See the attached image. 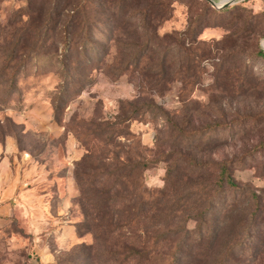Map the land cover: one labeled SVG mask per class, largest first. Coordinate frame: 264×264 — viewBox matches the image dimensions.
<instances>
[{"label": "rangeland", "instance_id": "obj_1", "mask_svg": "<svg viewBox=\"0 0 264 264\" xmlns=\"http://www.w3.org/2000/svg\"><path fill=\"white\" fill-rule=\"evenodd\" d=\"M163 1L164 19L144 21L135 0H0V55L20 38L21 67L0 104V264H160L196 227L194 183L213 188L223 161L259 196L235 220L264 262V235L251 241L264 228V0L225 13ZM73 13L97 22L95 49L62 62ZM180 37L198 40L199 67L184 68Z\"/></svg>", "mask_w": 264, "mask_h": 264}, {"label": "trees", "instance_id": "obj_2", "mask_svg": "<svg viewBox=\"0 0 264 264\" xmlns=\"http://www.w3.org/2000/svg\"><path fill=\"white\" fill-rule=\"evenodd\" d=\"M123 1V0H121ZM163 0H135V8L141 10V14L144 17V21L147 20V17L151 14H154L156 19H164V17L170 11V4L165 5ZM206 4V3H205ZM117 7H122V3L116 4ZM79 9V8H78ZM227 11H231V9L227 8L218 13H225ZM217 12V11H216ZM73 13L69 15V23L73 26H80L79 31L73 36L72 41H67V35L65 36V44L63 53L61 55V61H67L68 58L70 60L73 52L81 53L82 56L86 57L93 51L94 45L89 42V34L93 30L96 29L95 20L88 17L86 13H82L81 16H75ZM160 25H155L152 28L156 29ZM118 28V27H117ZM39 30V29H38ZM118 30V29H117ZM155 35L158 36L157 33ZM50 38V37H48ZM178 40L181 49L190 54L191 60L184 68L189 70L193 65L195 67H199L198 55L196 54V49L193 48L194 45H197L199 42L196 38H183ZM20 38L17 41L12 43L4 55H0V72L4 74L10 73L9 80L0 81V104L5 102L10 93H13L17 88L16 78L18 73L21 70L20 66H16L13 63L14 54L16 50V44L19 45ZM219 42L217 45H219ZM80 44V45H79ZM46 45V43L44 44ZM257 56L264 58V51L259 49L256 54ZM196 61L197 64L191 63ZM164 63V62H162ZM12 64V66H11ZM220 64V63H219ZM218 64V65H219ZM163 66V64H161ZM71 66L67 64H63L62 71L64 75V81L68 82L71 80L74 69H70ZM223 64L221 63L218 66V70L222 69ZM65 88V87H64ZM59 93L58 99H61L63 95V90ZM151 106H148L150 108ZM230 126L227 127V130ZM214 129L209 128L206 134L212 132ZM214 133V131L212 132ZM211 135L207 138L210 139ZM144 166L148 167L149 163H143ZM219 169H221L218 178L213 184L214 187L202 186L199 182L194 183V188L198 189V193L196 194L195 201V211L196 214L194 216L196 227L191 232L188 240L182 244H179L178 249H180L181 253L179 255H175L171 258H167V260H163L160 264H256V252L254 253L253 249L249 247L248 237H252L253 228L249 224H241L244 218H241L239 224L235 220V213L238 206L244 201L255 205V207L261 211V203L259 196L254 191L247 190L239 186L236 182L232 171L228 166L227 161H223L218 164ZM173 168L168 171V176L171 175ZM173 173V172H172ZM198 179L202 177V175L197 176ZM195 181V180H193ZM191 181V182H193ZM227 188L233 195L229 199L224 198V189ZM237 193L238 196H235ZM239 193V194H238ZM247 198V199H246ZM197 204V207H196ZM214 206L220 207V214H222L221 219L214 225L213 230L210 231L209 228V220L211 217V210ZM197 209L199 211L197 212ZM248 218V217H247ZM248 221V219H247ZM261 228H258L256 235H254L253 240L255 241L258 237H262L264 235L263 231H260ZM240 231V233H239ZM245 235L243 239L240 240V237ZM239 237V238H238ZM221 238H223L226 242L223 245L224 250L221 251ZM242 247V248H239ZM134 250V249H131ZM264 264V262H262Z\"/></svg>", "mask_w": 264, "mask_h": 264}, {"label": "water", "instance_id": "obj_3", "mask_svg": "<svg viewBox=\"0 0 264 264\" xmlns=\"http://www.w3.org/2000/svg\"><path fill=\"white\" fill-rule=\"evenodd\" d=\"M212 6H216L217 9H221V10H225L229 7H231L232 5L236 4L238 1L241 0H227L225 3L219 5L215 0H207ZM264 49V47H263Z\"/></svg>", "mask_w": 264, "mask_h": 264}, {"label": "bare ground", "instance_id": "obj_4", "mask_svg": "<svg viewBox=\"0 0 264 264\" xmlns=\"http://www.w3.org/2000/svg\"><path fill=\"white\" fill-rule=\"evenodd\" d=\"M227 0H223V1H219V5H221V4H223V3H225ZM263 47H264V45H263Z\"/></svg>", "mask_w": 264, "mask_h": 264}]
</instances>
